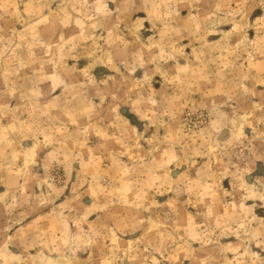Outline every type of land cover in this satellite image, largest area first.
<instances>
[{
  "label": "rangeland",
  "instance_id": "1",
  "mask_svg": "<svg viewBox=\"0 0 264 264\" xmlns=\"http://www.w3.org/2000/svg\"><path fill=\"white\" fill-rule=\"evenodd\" d=\"M0 264H264V0H0Z\"/></svg>",
  "mask_w": 264,
  "mask_h": 264
}]
</instances>
